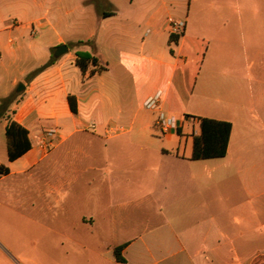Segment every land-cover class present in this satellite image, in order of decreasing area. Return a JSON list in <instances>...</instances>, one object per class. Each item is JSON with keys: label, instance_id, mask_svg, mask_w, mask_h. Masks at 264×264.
<instances>
[{"label": "crops", "instance_id": "1", "mask_svg": "<svg viewBox=\"0 0 264 264\" xmlns=\"http://www.w3.org/2000/svg\"><path fill=\"white\" fill-rule=\"evenodd\" d=\"M58 1L65 4L52 24L46 0H0V101L12 97L0 117V165L8 168L0 185L8 182L13 205L37 211L17 185L40 187V213L49 216L55 202L58 216L74 217L89 245L107 252L94 264H264V0H195L174 20L184 23L178 35L158 17L163 3L106 0L114 14L97 16V30L73 38L71 48L60 20L84 14L89 3ZM87 40L94 52L74 45ZM59 45L67 51L53 58ZM76 52L106 71L91 74L90 64L82 74ZM192 75L194 104L183 113L198 126L199 118L231 124L224 157L191 160L199 129L187 137L177 121L159 138L156 112L141 108L157 90L160 108L173 107L175 90ZM7 121L26 129L30 142L10 162ZM120 245L124 263L112 257Z\"/></svg>", "mask_w": 264, "mask_h": 264}, {"label": "rangeland", "instance_id": "2", "mask_svg": "<svg viewBox=\"0 0 264 264\" xmlns=\"http://www.w3.org/2000/svg\"><path fill=\"white\" fill-rule=\"evenodd\" d=\"M143 0H132V6L135 7ZM153 3L154 0H146ZM195 0H156V8L159 4L163 3L164 9L159 11V19L166 21L176 20L177 17L184 14L188 7H193ZM48 5L46 7L49 10L46 19L52 24L56 22V7L64 5L59 3L58 0H46ZM129 0H119L121 7L127 6ZM70 6L74 5V0H69ZM147 3L146 5H148ZM86 8V12L82 15H78L74 12L68 17H64V20H60V25L65 23L66 27H62V34L65 36L67 45L71 48V40L73 38L84 39L89 32H95L98 28V22L95 18L98 16V12L109 11L110 8L105 6L104 3H98L96 6L89 4ZM147 7V6H146ZM162 7V8H163ZM6 14V13H5ZM5 16V15H4ZM7 16V15H6ZM5 16V17H6ZM11 18V17H10ZM12 19V18H11ZM19 20V19H17ZM92 20L93 23L89 24ZM19 22V21H18ZM27 41H31L30 38H26ZM39 38H36L38 40ZM33 40V39H32ZM193 75L187 81L181 83L177 90H175V100L173 101V107L166 106L163 111L173 115L177 121L182 123L183 132L187 137H191L192 132H198L199 126L197 124L198 117H187L186 109L191 108L194 101L190 99V95L194 88ZM17 88V87H16ZM158 92V90L156 91ZM161 97L163 91H160ZM193 103V104H192ZM177 105V106H174ZM142 109L149 111L144 108ZM179 110V111H178ZM182 110V111H181ZM141 112V111H140ZM143 112V111H142ZM185 114V115H184ZM84 124H95L97 121L90 117L83 119ZM170 132H175L172 130ZM156 133L159 138L163 134L156 127ZM3 139V136H1ZM5 151L0 153V158L5 162ZM40 176V175H38ZM7 181L3 182L0 186L4 188V194L0 195V264H94L96 260L107 256V252L98 247L89 245L88 234H80L74 226L76 219L74 217L64 218L57 215V210H60V206L53 202L49 216L40 213L41 200L39 196V188L35 185H17V191L20 193V199L25 202L29 199L33 208L37 211L26 213L20 212V210L31 209L30 206H20L16 208L10 201L8 196ZM98 195L103 193V186H98ZM118 189L135 190L134 186H124ZM7 190V191H6ZM120 191H116V194H120ZM71 209V208H70ZM81 243L85 244V247H81L76 244L77 239Z\"/></svg>", "mask_w": 264, "mask_h": 264}, {"label": "trees", "instance_id": "3", "mask_svg": "<svg viewBox=\"0 0 264 264\" xmlns=\"http://www.w3.org/2000/svg\"><path fill=\"white\" fill-rule=\"evenodd\" d=\"M89 4L96 6L98 3L106 4V0H88ZM114 14V9L109 11L98 12L99 17H107ZM74 45H88L91 48V52H94L95 48L92 41H77ZM54 59H50L35 69L30 76H33L44 69L46 66L52 63ZM75 66L83 74L87 67L91 64L95 66V69L91 71V74L101 73L106 71L105 66H99L97 59L91 56L90 53L76 52L74 59ZM12 101V97L8 96L0 101V117H4V110L8 104ZM67 102L70 111L76 113V102L73 96L67 97ZM231 132V124L227 121L214 120L209 118H199V134L192 137L191 143V160H204L212 158L224 157L227 150L229 135ZM28 132L22 126L14 121H7L4 129V136L6 139V154L7 160L13 161L20 157L27 150L30 149V142L28 139ZM8 173V168L4 165H0V176H4ZM124 245L116 246L112 249V257L117 263H124V258L121 255Z\"/></svg>", "mask_w": 264, "mask_h": 264}, {"label": "built area", "instance_id": "4", "mask_svg": "<svg viewBox=\"0 0 264 264\" xmlns=\"http://www.w3.org/2000/svg\"><path fill=\"white\" fill-rule=\"evenodd\" d=\"M168 27L171 34L178 35L182 31L184 23L182 21L169 20ZM160 98V91L155 92L145 99L143 106L149 111L156 112L154 125L162 134H166L177 129V120L173 115L166 113L160 108Z\"/></svg>", "mask_w": 264, "mask_h": 264}, {"label": "water", "instance_id": "5", "mask_svg": "<svg viewBox=\"0 0 264 264\" xmlns=\"http://www.w3.org/2000/svg\"><path fill=\"white\" fill-rule=\"evenodd\" d=\"M66 51H67V47L65 45H59L55 48V51L52 53V57L57 58L60 55H62L63 53H65ZM21 90H23V85L19 83L17 88H16V92L18 93Z\"/></svg>", "mask_w": 264, "mask_h": 264}]
</instances>
